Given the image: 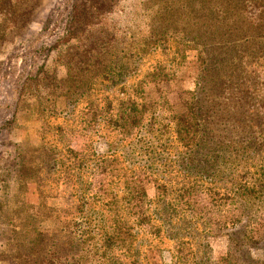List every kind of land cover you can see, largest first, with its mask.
<instances>
[{"label": "trees", "instance_id": "obj_1", "mask_svg": "<svg viewBox=\"0 0 264 264\" xmlns=\"http://www.w3.org/2000/svg\"><path fill=\"white\" fill-rule=\"evenodd\" d=\"M32 2L0 0V47L29 16ZM97 4L70 5L75 26L67 21L65 35L53 45L65 76L40 68L17 86V95L35 93L39 102L51 94L79 98L99 74L123 76L130 58L177 38L182 46L187 44L178 41L201 47L196 87L178 113L170 107L145 113V93L169 80H157L154 72L133 88L132 97L120 98L115 110H99L90 100L85 131L96 133L104 122L118 134L142 135L148 162L130 166L121 156L96 150V140L86 155L68 162L59 150L45 147L42 166L24 176L37 184L39 201L11 218L18 229L35 218L34 236L27 242L9 239L0 264H264V0L164 1L148 31L126 50L108 48L109 41L119 44L122 38L98 21L103 12ZM182 50L177 48L185 61ZM88 169L105 178L104 192L93 191L83 176ZM43 174L60 180L63 188L55 194L63 205L44 203ZM7 186L3 182L0 189V217L11 213ZM201 195L206 207L199 205ZM217 236L227 242L219 257L209 241Z\"/></svg>", "mask_w": 264, "mask_h": 264}, {"label": "rangeland", "instance_id": "obj_2", "mask_svg": "<svg viewBox=\"0 0 264 264\" xmlns=\"http://www.w3.org/2000/svg\"><path fill=\"white\" fill-rule=\"evenodd\" d=\"M94 1L98 2L97 5L103 12L98 21L108 27L107 30L115 39L122 38L119 44L109 41L108 48L117 45L126 50L135 46L134 39L137 40L148 31L149 23L160 6L164 5V1H172L177 5L179 0H33L29 16L16 23L8 40L0 47V189L3 191V182L8 184L4 195L11 199L8 203L11 213L0 217V252L5 249L9 239L27 242L34 236L33 228L38 222L35 218L30 219L32 225L25 223L19 229L12 225L11 218L20 215L22 208L27 213V208L39 201L37 184L24 176L34 167L42 166L48 150L45 147L59 150L58 157L68 162L72 155H86L92 141L96 140V150L121 156L130 166L148 162L151 153L146 151L147 147H140L145 144L142 135L135 132L125 136L118 134L111 131L104 122H100L96 133L85 131V107H89L90 100L96 102L99 110H115L120 98L132 97L133 88L140 86V81L147 73L154 72L158 74L157 80H169L165 79L167 86L164 85L165 81L158 82L152 90L145 93L150 106H147L145 113L151 116L160 110H167V107L178 113L186 110L191 93L196 87L195 82L202 66L201 61L197 60L201 47L192 41H178L187 44L182 46L175 43V40H179L177 38L171 40L167 47L155 48L139 58H130L128 70L123 76L117 77L116 73L99 74L92 87L87 89L88 93L85 92L79 98L51 94L44 96L42 102H39L35 93H31L32 96L29 92L17 95V86L40 68L55 74L57 78L65 76V67L54 61L57 53L53 48L54 42L65 35L69 26L67 21L71 20V26L74 25L73 18L69 15L70 5L78 4L82 8ZM72 39H68L69 43L73 42ZM177 48L183 49L185 61H181ZM218 50L220 48H215V53ZM248 51L250 50L247 49ZM11 53L16 55L7 60ZM209 55L213 56L212 52ZM19 79L20 83L17 84ZM40 171L45 174L44 168ZM83 176L92 181L94 192H104V187L107 189L103 176L91 174L90 169L83 172ZM51 177L53 176L47 174L44 176L40 189L47 193L44 202L46 205L59 207L63 202L55 192L63 188V185L60 180L50 179ZM198 202L202 207L208 205V200L203 195ZM17 209L20 211L17 212ZM11 225L12 229H18L20 233L12 232ZM209 241L215 257L226 252L227 242L224 236L211 237ZM152 259L156 261L157 255H153Z\"/></svg>", "mask_w": 264, "mask_h": 264}]
</instances>
